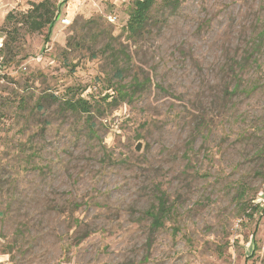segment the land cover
Instances as JSON below:
<instances>
[{"label": "rangeland", "instance_id": "374dc122", "mask_svg": "<svg viewBox=\"0 0 264 264\" xmlns=\"http://www.w3.org/2000/svg\"><path fill=\"white\" fill-rule=\"evenodd\" d=\"M41 1L0 0V264H264V0H157L138 35L135 0H56L7 39Z\"/></svg>", "mask_w": 264, "mask_h": 264}, {"label": "trees", "instance_id": "16d2710c", "mask_svg": "<svg viewBox=\"0 0 264 264\" xmlns=\"http://www.w3.org/2000/svg\"><path fill=\"white\" fill-rule=\"evenodd\" d=\"M185 1V0H183ZM157 0H135L134 6L132 8L130 19L128 21L127 27L128 30L133 35H138L143 29L150 18L149 14L153 7L155 6ZM181 3V0H162V4L166 8H171L176 10ZM60 14L59 6L56 4V0H42L39 3L31 4V7L28 11L23 12L18 15L9 14L7 16V21L14 24L13 31L5 32L7 39H10L14 36L15 40L17 39L20 31L24 30L25 33H39L44 29L48 28L49 30L53 27L54 23L57 21ZM49 39L46 37V40ZM114 59H118L120 53L112 52ZM123 70L116 65V76L119 79L118 85L116 87L117 95L120 99H131L134 90L140 88L142 84L137 78L134 77L131 83L123 84L122 81L125 79L123 76ZM131 90L132 92H130ZM235 88L231 91V94L234 93ZM109 96L107 95L106 98ZM64 106L68 110L75 112H82L88 115L91 129H93V123L90 120V110L91 106L88 101L78 98L77 100H66L64 101ZM174 208L173 204L168 202V199L165 193H162L157 196V206L154 210H149L146 214L152 218V225L154 229H161L165 225V220L169 218L172 214Z\"/></svg>", "mask_w": 264, "mask_h": 264}]
</instances>
